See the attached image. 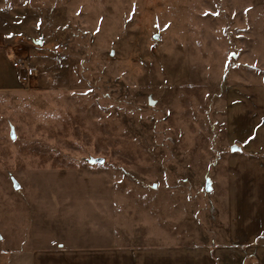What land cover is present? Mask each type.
I'll list each match as a JSON object with an SVG mask.
<instances>
[{"label":"rangeland","instance_id":"rangeland-1","mask_svg":"<svg viewBox=\"0 0 264 264\" xmlns=\"http://www.w3.org/2000/svg\"><path fill=\"white\" fill-rule=\"evenodd\" d=\"M261 16V0H0V260L264 264L231 204V164L253 155L228 120L229 90L264 77Z\"/></svg>","mask_w":264,"mask_h":264},{"label":"crops","instance_id":"crops-1","mask_svg":"<svg viewBox=\"0 0 264 264\" xmlns=\"http://www.w3.org/2000/svg\"><path fill=\"white\" fill-rule=\"evenodd\" d=\"M261 7L263 32L261 34L262 53L260 56L264 63V0H261ZM10 52L9 50L8 53L12 57L13 54ZM2 60L4 58H0V64ZM262 69H264V64L262 65ZM241 87L244 88V86ZM242 88L241 90H229L228 120L233 140L245 143L246 148H242V153L246 151L252 154L253 158L238 159L231 164V167L236 170L235 174L233 173L230 177L232 186L238 181L236 184L237 188L231 196V204L239 216L237 218L238 224H252L253 241L259 240L258 245L264 246V77L253 87L251 93L249 90L246 91ZM250 173H252L251 177L254 184L251 188V194L245 195L246 192L244 191L246 189L243 188L242 184V186L238 185H240V179L248 177ZM57 257L83 264L85 260L100 262L102 260L105 261L106 258H108V262L112 260L111 256L106 255H40L33 250L24 252L23 254L14 253L4 256L1 258L0 264H52L53 260Z\"/></svg>","mask_w":264,"mask_h":264},{"label":"built area","instance_id":"built-area-1","mask_svg":"<svg viewBox=\"0 0 264 264\" xmlns=\"http://www.w3.org/2000/svg\"><path fill=\"white\" fill-rule=\"evenodd\" d=\"M11 58L12 67L19 72V80L25 85L35 76V69L29 65L26 59L13 55Z\"/></svg>","mask_w":264,"mask_h":264},{"label":"water","instance_id":"water-1","mask_svg":"<svg viewBox=\"0 0 264 264\" xmlns=\"http://www.w3.org/2000/svg\"><path fill=\"white\" fill-rule=\"evenodd\" d=\"M12 136H14V133H12ZM236 149L237 147L233 146L232 150H236ZM94 162H103V159H95ZM15 187H18V184L16 182H15Z\"/></svg>","mask_w":264,"mask_h":264},{"label":"snow or ice","instance_id":"snow-or-ice-1","mask_svg":"<svg viewBox=\"0 0 264 264\" xmlns=\"http://www.w3.org/2000/svg\"><path fill=\"white\" fill-rule=\"evenodd\" d=\"M25 2L27 3L28 2V0H25ZM37 27H40V24L39 23H37V25H36Z\"/></svg>","mask_w":264,"mask_h":264}]
</instances>
